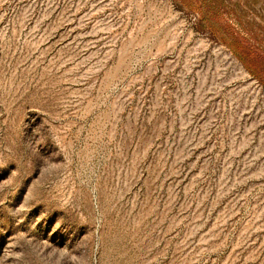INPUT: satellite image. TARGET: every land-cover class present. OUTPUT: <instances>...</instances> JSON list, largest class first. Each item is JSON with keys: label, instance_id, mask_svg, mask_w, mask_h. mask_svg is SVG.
Here are the masks:
<instances>
[{"label": "rangeland", "instance_id": "1", "mask_svg": "<svg viewBox=\"0 0 264 264\" xmlns=\"http://www.w3.org/2000/svg\"><path fill=\"white\" fill-rule=\"evenodd\" d=\"M0 0V264H264V0Z\"/></svg>", "mask_w": 264, "mask_h": 264}, {"label": "trees", "instance_id": "2", "mask_svg": "<svg viewBox=\"0 0 264 264\" xmlns=\"http://www.w3.org/2000/svg\"><path fill=\"white\" fill-rule=\"evenodd\" d=\"M184 5H190L191 1L201 0H180ZM202 21L206 27L210 28L214 38L225 45L233 55L243 65L244 69L250 76L264 86V54L249 44V42L241 36L234 34L231 39L227 33L228 29L223 24L218 13L203 10Z\"/></svg>", "mask_w": 264, "mask_h": 264}]
</instances>
